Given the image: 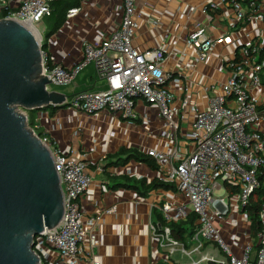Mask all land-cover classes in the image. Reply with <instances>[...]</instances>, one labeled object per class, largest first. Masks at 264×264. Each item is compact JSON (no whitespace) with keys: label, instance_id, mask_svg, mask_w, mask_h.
Wrapping results in <instances>:
<instances>
[{"label":"built area","instance_id":"obj_1","mask_svg":"<svg viewBox=\"0 0 264 264\" xmlns=\"http://www.w3.org/2000/svg\"><path fill=\"white\" fill-rule=\"evenodd\" d=\"M53 1L0 0V19L17 20L42 35L43 74L52 84L70 86L87 66H95L104 89L74 93L65 103L69 110L85 115L121 111L122 118L135 121L140 117L139 101L158 109L164 121L160 136L168 138L171 145L150 148L146 154L156 162V179L174 184L178 196L171 197L167 190L152 201L149 225L159 241L163 261L181 264L187 257L189 264H264V0L211 2L204 13L221 10V4L225 10L231 9L229 31L214 38L204 24L197 23L188 35L187 43L194 48L197 62L208 59L218 43L233 46L234 52L232 59H221L220 88L207 108L196 110L192 129L186 133L180 132V110L168 86L171 73L164 68L168 50H140L136 44L139 0H119L124 10L120 26L107 32L100 42H85L83 54L71 68L44 47L46 29L40 26L52 14ZM79 11V7L70 9L67 16ZM255 22L261 25L251 32L244 29V38L232 35ZM180 104L187 108L189 99L181 98ZM32 129L40 130L39 118ZM40 138L55 158L65 193V213L56 228L45 229L35 238L34 251L41 264L49 258L47 248L58 253L61 264H104L96 258L101 216L86 223L81 204L93 183L88 161L82 154L63 152L50 136L41 134ZM258 200L260 230L255 233L250 207ZM154 208L161 211L163 224L153 219ZM116 210L114 205L104 212ZM191 214L198 218L188 245L173 235L170 224L186 221ZM237 214H243L242 220L236 219ZM241 224L244 231L235 232ZM226 232L231 235L230 242L225 239ZM238 246L240 256L234 252Z\"/></svg>","mask_w":264,"mask_h":264},{"label":"crops","instance_id":"obj_2","mask_svg":"<svg viewBox=\"0 0 264 264\" xmlns=\"http://www.w3.org/2000/svg\"><path fill=\"white\" fill-rule=\"evenodd\" d=\"M219 1L137 2L136 44L140 50L154 47L168 50L169 56L164 68L171 73L168 86L176 96L175 105L180 110L178 125L182 133L192 129L196 110L207 108L210 99L218 92L220 86L217 80L222 78L224 67L221 59L233 57V46L218 43L208 59L197 62L194 48L187 43L188 35L197 23L204 24L214 38L229 31L231 9L225 10V5L221 4V10L204 13V8L209 3ZM79 8L80 11L75 16H67L64 25L48 38L45 46L53 58L68 68L83 54L85 42H100L107 32L120 26L124 13L119 0H81ZM260 25L257 22L248 24L247 27L234 30L232 35L236 39L244 38V29L251 32L252 28ZM172 52H177V55ZM88 80L93 83L92 88H82L83 81L88 84ZM100 80L103 81L95 66H87L70 85L68 97L83 90L104 89V82L101 88L96 89ZM186 97L189 99V106L184 109L180 107V101ZM137 111L140 117L135 121L109 112L85 115L69 110L67 106L61 108V111L41 110L35 115L39 118L43 135L50 136L63 152L82 154L88 161L87 171L92 176L93 183L82 196L81 204L86 223L98 214L101 216L96 258L104 264L164 262L159 241L151 233L149 220L152 201L158 200L159 195L167 190L151 189L147 195H143V189L139 185L128 187L124 178L153 182L156 179L155 170L145 160L131 154L146 156L148 149L166 148L171 145V141L160 136L164 121L159 117L157 108L139 101ZM181 140L184 141L182 137ZM123 150V159L116 162ZM129 153L131 154L128 155ZM169 190L174 195L171 197L178 198L174 190ZM114 205L117 206L116 212H104ZM153 219L156 220L154 216ZM243 241L245 240L240 243ZM237 248L241 250L240 246ZM47 254L49 258L46 264H61L55 250L47 248ZM181 264L189 262L182 261Z\"/></svg>","mask_w":264,"mask_h":264},{"label":"water","instance_id":"obj_3","mask_svg":"<svg viewBox=\"0 0 264 264\" xmlns=\"http://www.w3.org/2000/svg\"><path fill=\"white\" fill-rule=\"evenodd\" d=\"M41 34L0 19V264H41L35 238L56 228L65 193L50 147L28 114L65 107L67 95L43 74Z\"/></svg>","mask_w":264,"mask_h":264},{"label":"trees","instance_id":"obj_4","mask_svg":"<svg viewBox=\"0 0 264 264\" xmlns=\"http://www.w3.org/2000/svg\"><path fill=\"white\" fill-rule=\"evenodd\" d=\"M81 5V0H55L52 2V14L44 19V22H48V27L45 30L44 33V42L46 45V41L48 38L51 37L54 33H56L66 22L67 20V14L70 9L78 8ZM45 47V46H44ZM66 106V105H65ZM57 110L55 107H50L45 110ZM39 112V111H38ZM38 112L35 111H28L29 115V125L35 126L36 125V114ZM32 127V128H33ZM38 133L41 135L42 132L39 130ZM125 153V150L120 152L118 160L116 162H120L123 159V155ZM129 153L128 155H130ZM132 156L140 159L145 160L151 168L155 169L157 168L156 162L153 158L149 157L148 155H135L134 153L131 154ZM127 160V158L125 159ZM125 183L126 186L132 187L139 185L141 189H143V195H147L149 190L151 189H157L161 188L163 190H176V186L171 183H165L160 181L159 179H155L153 182L148 183L146 180H134L130 177H125ZM136 184V185H134ZM261 201L258 200L252 204L250 207V217L252 220V227L255 233H257L260 230V217H259V210H260ZM153 216L156 218L157 221H160L163 224V215L161 211L154 208L153 209ZM197 215L191 214L189 218L186 221H179L171 223V229L173 231V235L179 239L180 241L186 243L189 245L190 238L193 236L195 228H196V221H197ZM161 264H167L165 262H160Z\"/></svg>","mask_w":264,"mask_h":264},{"label":"rangeland","instance_id":"obj_5","mask_svg":"<svg viewBox=\"0 0 264 264\" xmlns=\"http://www.w3.org/2000/svg\"><path fill=\"white\" fill-rule=\"evenodd\" d=\"M47 27H48V22L47 21L46 22H43V24L40 26V28L43 29V30L46 29ZM253 36H255V35H253ZM83 82L85 84L83 83V86H81L82 88H84V89H86V88H92V84L93 83H91V82H93V78H91V82L88 80V84H86L87 81H83ZM80 85H82V84H80ZM102 85H103V81L100 80L98 86L96 87V89L101 88ZM49 87H50L51 90L65 93L67 96H69V93L71 91V86H61V85L51 84ZM259 90H260V88H259ZM263 90H264V87H263ZM141 101H143V100H141ZM20 111L23 112V113L28 114V111L25 110V109H23V108H21ZM58 111H61V109H58ZM102 113H105V110L102 111ZM121 114H122V112L119 111L117 115L118 116H121ZM29 127L32 128L33 126L29 125ZM38 131H39V129H37V131H36L37 134H39ZM242 218H243V214H237L236 215V219L242 220ZM147 221H148V218H147ZM229 229L231 230L232 228L229 226ZM243 231H244L243 224H241L240 227H237L236 226L235 232H243ZM225 239H226L227 242H230L231 241V235H230V233H228V232L225 233ZM234 252L237 255H239V256L242 254V250L238 249L237 247H234ZM183 262L184 263L189 262V258L186 257L183 260Z\"/></svg>","mask_w":264,"mask_h":264},{"label":"bare ground","instance_id":"obj_6","mask_svg":"<svg viewBox=\"0 0 264 264\" xmlns=\"http://www.w3.org/2000/svg\"><path fill=\"white\" fill-rule=\"evenodd\" d=\"M34 31L38 34L37 30L34 29Z\"/></svg>","mask_w":264,"mask_h":264}]
</instances>
